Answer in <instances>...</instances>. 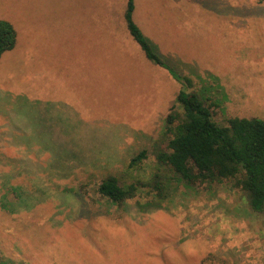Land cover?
I'll list each match as a JSON object with an SVG mask.
<instances>
[{
  "label": "rangeland",
  "instance_id": "374dc122",
  "mask_svg": "<svg viewBox=\"0 0 264 264\" xmlns=\"http://www.w3.org/2000/svg\"><path fill=\"white\" fill-rule=\"evenodd\" d=\"M0 0L17 43L0 60V257L15 264H264V215L235 181L146 190L122 207L101 181L149 182L154 143L184 76L223 99L214 120H264V2ZM206 84H204V83ZM137 167L131 160L141 151ZM176 184V183H175ZM11 186L23 187L15 195ZM21 195V199L17 196ZM11 206L10 210L2 205Z\"/></svg>",
  "mask_w": 264,
  "mask_h": 264
},
{
  "label": "trees",
  "instance_id": "16d2710c",
  "mask_svg": "<svg viewBox=\"0 0 264 264\" xmlns=\"http://www.w3.org/2000/svg\"><path fill=\"white\" fill-rule=\"evenodd\" d=\"M264 2V0H257ZM134 0H128L124 14L127 29L146 59L159 67H167L166 61L155 52L149 39L135 23ZM17 43L14 27L0 20V60L4 53L12 51ZM185 86L178 92L174 104L163 121L160 138L154 143L157 171L147 182L136 181L121 184L115 175L105 177L98 187L101 198L118 208L146 190L153 198L147 206L164 202L176 192L177 185L195 187L199 183L216 184L235 181L247 196L252 211L264 215V120L260 118L228 119L227 125L214 120L213 109L222 108L223 99L207 95L208 89L188 91L193 80L184 76ZM204 83V82H203ZM206 84V83H204ZM141 151L129 166L137 167L147 158ZM176 183V184H175ZM23 187L11 186L17 195ZM21 199V195L17 196ZM10 210L11 206L2 205ZM0 264H15L0 257ZM202 264H228L216 255L208 256Z\"/></svg>",
  "mask_w": 264,
  "mask_h": 264
}]
</instances>
